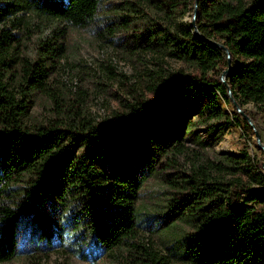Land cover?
<instances>
[{
    "label": "trees",
    "instance_id": "1",
    "mask_svg": "<svg viewBox=\"0 0 264 264\" xmlns=\"http://www.w3.org/2000/svg\"><path fill=\"white\" fill-rule=\"evenodd\" d=\"M98 2L0 0V262L15 254L16 223L28 215L42 245L59 218L82 227L102 251L127 245L126 264H163L148 244L134 242L133 220L140 183L160 174L171 191L166 222L187 229L170 264H264L260 160L244 149L209 156L184 142L193 116L234 120L221 111L217 96L239 107L250 103V118L257 115L264 123V0H195L193 25L190 19L169 23L167 13L147 22L140 48L182 66L144 70L133 81L126 77L132 96L92 120L76 97H64L51 85V75L67 29L89 26ZM26 13L63 22L38 40L32 57L25 52ZM124 25L121 19L102 27ZM15 27L19 35L11 32ZM210 40L228 51L224 83V52ZM34 95L47 99L48 117L27 122ZM180 112L186 116L176 125ZM232 112L239 114L233 106Z\"/></svg>",
    "mask_w": 264,
    "mask_h": 264
},
{
    "label": "rangeland",
    "instance_id": "2",
    "mask_svg": "<svg viewBox=\"0 0 264 264\" xmlns=\"http://www.w3.org/2000/svg\"><path fill=\"white\" fill-rule=\"evenodd\" d=\"M18 12H16L17 14ZM167 13L168 21H187L191 18V0H99L94 21L87 27H69L65 49L58 59L55 72L51 75V85L64 97L77 98L85 115L92 120L107 116L116 109L120 99L130 98L128 80L133 81L138 72L144 70L169 71L182 64L168 56L156 52L143 51L140 48V37L147 22L160 19ZM28 21V38L25 41V52L29 57L34 55L35 44L58 30L63 22L43 15L26 13ZM125 25L112 28L102 27L103 23L120 21ZM124 24V23H123ZM101 28V31L99 30ZM98 29L97 32H92ZM19 35V28L11 29ZM124 75V77H123ZM133 85H137L133 82ZM132 85V86H133ZM138 86V85H137ZM136 87V86H135ZM135 90L138 88H134ZM139 90V89H138ZM223 113L231 118L227 123L222 118L217 120L196 118L184 134L185 144L212 156L214 153L238 154L244 149L249 156L262 161L263 150L254 140L252 129L241 117L234 115L232 106L221 97L216 99ZM48 101L45 97L34 95L26 107V121H43L48 117ZM244 108V110H243ZM240 109L249 117L253 115L250 103ZM175 118L176 125L186 116V112ZM251 119V118H250ZM264 145V123L262 118L254 115L251 119ZM262 172L264 170L261 168ZM163 171H169L166 168ZM259 185V184H255ZM171 191L160 180V174L146 177L138 188L133 220L137 225V236L134 242L148 244L151 250L158 252L163 264L169 262L173 254H179L186 227L180 222L173 223L167 219L166 202ZM48 210H58V206H48ZM69 214L68 210L60 209ZM63 222V225H61ZM47 243L35 241L36 228L30 223L28 215L21 216L17 223L16 252L12 258L0 264H126L127 245L118 246L109 251H102L99 244L93 242L91 234L82 227L69 226L66 220L54 218L51 222ZM62 226V227H61ZM92 240V241H91ZM95 243V244H94Z\"/></svg>",
    "mask_w": 264,
    "mask_h": 264
},
{
    "label": "water",
    "instance_id": "3",
    "mask_svg": "<svg viewBox=\"0 0 264 264\" xmlns=\"http://www.w3.org/2000/svg\"><path fill=\"white\" fill-rule=\"evenodd\" d=\"M194 4H195V0L193 1V7H192V14H191V18H190V24L193 25V16H194ZM210 42H212L214 45L220 47L223 52H224V57H225V63H226V66L219 72V77L220 79L223 81L224 83V77H225V74L226 72L228 71V69L230 68V64H229V57H228V51H227V48L224 47L220 42L218 41H214V40H210ZM227 93L229 94L228 90H227ZM231 104L233 106V108L235 109V111L239 112L241 117L248 123V125L250 126V128L252 129V133L254 135V140H255V143L256 145L261 148L264 152V145L260 142L259 140V136H258V133L257 131L255 130L254 128V125L250 119V117L244 113L240 107L238 106V104L236 103V101H231ZM260 167L264 170V154H263V159L262 161H260Z\"/></svg>",
    "mask_w": 264,
    "mask_h": 264
}]
</instances>
